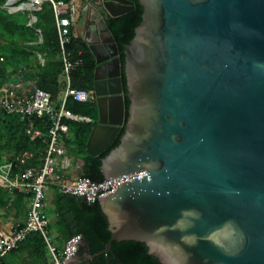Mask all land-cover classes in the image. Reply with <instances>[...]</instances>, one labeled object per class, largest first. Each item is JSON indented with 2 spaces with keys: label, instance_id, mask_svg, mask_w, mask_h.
Segmentation results:
<instances>
[{
  "label": "water",
  "instance_id": "water-1",
  "mask_svg": "<svg viewBox=\"0 0 264 264\" xmlns=\"http://www.w3.org/2000/svg\"><path fill=\"white\" fill-rule=\"evenodd\" d=\"M93 1L79 38L96 63L86 154L107 151L124 126L100 172H146L98 200L111 233L103 253L135 241L161 264H264V0H138L142 21L123 47L125 125L105 19L134 6Z\"/></svg>",
  "mask_w": 264,
  "mask_h": 264
},
{
  "label": "trees",
  "instance_id": "trees-1",
  "mask_svg": "<svg viewBox=\"0 0 264 264\" xmlns=\"http://www.w3.org/2000/svg\"><path fill=\"white\" fill-rule=\"evenodd\" d=\"M6 1L0 0V88L16 79L17 74L20 73L29 90L40 89L48 92L57 107V100L63 89V66L59 58L52 7L49 2L42 1L37 11L9 13L8 9L4 8ZM128 1L133 3L132 11L119 17L105 19V25L118 49L124 94V125L129 117L130 101L127 97L123 47L134 37L135 29L141 23L143 15V9L138 0ZM85 4L98 5L93 0H81V7ZM31 17H34L36 21L30 24ZM70 37L68 50L74 59L80 55L82 60V63L69 74L71 87L93 92L95 58L90 50L82 45V41L74 34L73 29L70 30ZM40 60L44 63H40ZM66 108L75 115L94 121L89 123L67 121L69 132L61 139L66 154L83 162L79 177L101 182L104 180L100 172L101 158L119 145L124 134V126L107 151L98 157H91L86 154V143L98 119L94 98L86 103L69 100ZM32 123L34 128L42 132L40 138L33 140L26 134L30 121H22L14 115L0 112V162L13 160L17 155L29 152L32 157L27 165L17 169L29 167L39 169L42 166V159L47 149L50 120L44 116L41 119H32ZM30 198V194L16 191L9 194L0 188V211H5L6 215L12 213L15 218L26 216ZM52 204L54 221L48 224L49 235L58 249H61L70 237L80 235L81 245L76 254L79 264H161L158 259L149 254L145 244L135 241L112 242L108 253H103L111 233L107 218L98 201L89 204L82 198L61 194L56 190ZM49 263L48 251L42 237L38 233H32L6 255L0 264Z\"/></svg>",
  "mask_w": 264,
  "mask_h": 264
},
{
  "label": "built area",
  "instance_id": "built-area-1",
  "mask_svg": "<svg viewBox=\"0 0 264 264\" xmlns=\"http://www.w3.org/2000/svg\"><path fill=\"white\" fill-rule=\"evenodd\" d=\"M42 1L49 2L53 11L59 58L63 66V89L57 100L58 106L55 107L48 92L24 88V81L20 73L17 74L16 79L0 88V112L14 115L22 121H30L26 129V134L30 139L42 136L41 130L33 127L32 119H41L47 116L50 120L47 131V149L39 169L34 167L17 169L27 165L32 157L29 152H23L13 160L0 162V188L9 194L16 191L31 196L24 224L8 231L0 229V263L32 233H38L42 237L48 251L49 264H72L76 258L82 240L80 235L70 237L61 249L57 248L49 235V220L44 212L47 185H55L59 193L82 198L90 204L112 194L120 184L146 176V172L142 171L111 180L94 182L83 177L61 179L55 174L56 159L65 153L61 138L67 136L69 132L66 122L89 123L91 121L87 117L75 115L68 110L66 108L67 101L86 103L94 96L93 92L72 88L69 78L70 72L82 63L80 55L74 59L68 50L71 42L70 30L78 18L77 0H32L33 11L40 9ZM33 20L34 17H31L30 23Z\"/></svg>",
  "mask_w": 264,
  "mask_h": 264
},
{
  "label": "crops",
  "instance_id": "crops-1",
  "mask_svg": "<svg viewBox=\"0 0 264 264\" xmlns=\"http://www.w3.org/2000/svg\"><path fill=\"white\" fill-rule=\"evenodd\" d=\"M77 5H78V3H77ZM78 8H79V6H78ZM78 15L79 16L77 18V23L76 24L81 23V20L84 21V12L80 11L78 13ZM74 26L72 27V29L75 28ZM80 27H82V26H79V28ZM82 30H83V27L81 28V31ZM74 33H75V35L77 37H79L82 34V33H80L79 29H77L76 32L74 31ZM40 63L43 64L44 61L40 60ZM23 84H24L23 85L24 88L29 89V88H27L25 82H23ZM82 166H83L82 160L77 159V158H73L71 156H68L66 154V149H65L64 155L56 159L55 174L57 176H59L61 179L76 178V177H79V175L81 173V170H82ZM55 191H56L55 185H47V187L45 189L44 212L46 213L47 218H48V213L46 211V208H47V205H50L51 206V212H52V209H53L52 201H53V197H54ZM28 206H29V204H28ZM0 215L4 216L6 218V220H4V221L1 220V218H0V229H2L4 231H8L9 229L15 227L16 225L24 224V222L26 220V216L25 215L22 216V217L15 218L12 213H9V214L6 215L5 211H0ZM52 215H53V219L52 220L48 219L49 222L54 221L53 212H52ZM63 245H62V247H63Z\"/></svg>",
  "mask_w": 264,
  "mask_h": 264
},
{
  "label": "rangeland",
  "instance_id": "rangeland-1",
  "mask_svg": "<svg viewBox=\"0 0 264 264\" xmlns=\"http://www.w3.org/2000/svg\"><path fill=\"white\" fill-rule=\"evenodd\" d=\"M23 1L24 0H19V1H17L16 3H14V4H12L10 7H17L18 5H20L21 3H23ZM24 2H27V1H24ZM77 3H78V6H79V8H78V13L81 11V12H84L85 11V9L86 8H88L89 6H90V4H85L83 7H81L82 5H81V0H77ZM10 7H8V10H10ZM33 8V7H32ZM78 13H77V17L79 16L78 15ZM77 23V22H76ZM74 24L75 26V28H73V30L76 32V30L77 29H79V31H80V33H82L80 36H79V38L80 37H82V35H83V30L81 31V28L83 27V24H84V21H82L81 20V23H78V24ZM79 26H82V27H80L79 28ZM76 29V30H75ZM75 34V33H74ZM46 211H47V213H48V219L49 220H52L53 219V215H52V212H51V206L50 205H47V208H46ZM0 218H1V220H6V218L4 217V216H2V215H0ZM79 262V260L76 258L73 262H72V264H79L78 263Z\"/></svg>",
  "mask_w": 264,
  "mask_h": 264
},
{
  "label": "flooded vegetation",
  "instance_id": "flooded-vegetation-1",
  "mask_svg": "<svg viewBox=\"0 0 264 264\" xmlns=\"http://www.w3.org/2000/svg\"><path fill=\"white\" fill-rule=\"evenodd\" d=\"M114 69H115V68H114V64L112 63V64H111V71L113 72Z\"/></svg>",
  "mask_w": 264,
  "mask_h": 264
},
{
  "label": "bare ground",
  "instance_id": "bare-ground-1",
  "mask_svg": "<svg viewBox=\"0 0 264 264\" xmlns=\"http://www.w3.org/2000/svg\"><path fill=\"white\" fill-rule=\"evenodd\" d=\"M17 1H19V0H11V3H13V2H17Z\"/></svg>",
  "mask_w": 264,
  "mask_h": 264
}]
</instances>
